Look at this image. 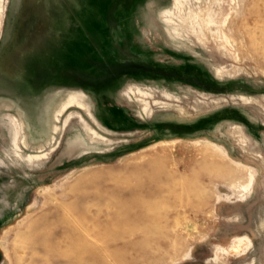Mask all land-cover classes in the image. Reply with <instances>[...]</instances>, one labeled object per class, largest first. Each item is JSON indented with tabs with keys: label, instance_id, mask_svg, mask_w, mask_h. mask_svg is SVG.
Returning a JSON list of instances; mask_svg holds the SVG:
<instances>
[{
	"label": "rangeland",
	"instance_id": "obj_1",
	"mask_svg": "<svg viewBox=\"0 0 264 264\" xmlns=\"http://www.w3.org/2000/svg\"><path fill=\"white\" fill-rule=\"evenodd\" d=\"M0 264H264V0H0Z\"/></svg>",
	"mask_w": 264,
	"mask_h": 264
}]
</instances>
